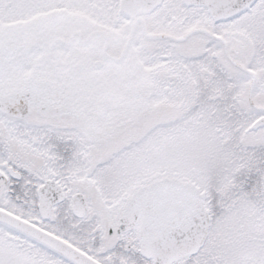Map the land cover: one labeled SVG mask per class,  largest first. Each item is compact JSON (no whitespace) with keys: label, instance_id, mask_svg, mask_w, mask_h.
I'll return each mask as SVG.
<instances>
[{"label":"snow or ice","instance_id":"obj_1","mask_svg":"<svg viewBox=\"0 0 264 264\" xmlns=\"http://www.w3.org/2000/svg\"><path fill=\"white\" fill-rule=\"evenodd\" d=\"M0 264H264V0H0Z\"/></svg>","mask_w":264,"mask_h":264}]
</instances>
